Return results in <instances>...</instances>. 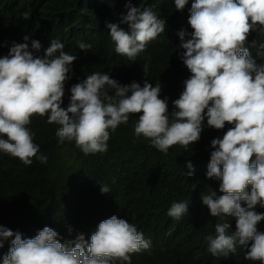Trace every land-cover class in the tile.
<instances>
[{
  "label": "clouds",
  "instance_id": "clouds-1",
  "mask_svg": "<svg viewBox=\"0 0 264 264\" xmlns=\"http://www.w3.org/2000/svg\"><path fill=\"white\" fill-rule=\"evenodd\" d=\"M107 1L103 20L111 49L136 61L151 49L170 48L173 60L190 71L173 101L175 110L170 114L168 98H160V83L153 86L145 79L143 86L136 81L120 84L100 72L72 84L68 106L62 107L77 51L92 45L78 41L76 48L69 49L61 39L50 44L32 39L30 49L27 35L24 43L5 37L0 39V153L18 158L25 166L33 158L47 163L27 127L33 115L46 116L49 124L58 125V143L74 141L85 155L106 152L110 130L127 124L130 114H139L134 135L164 154L174 145L187 150L199 141L205 118L207 126L217 130L227 123L230 127L222 138L211 140L206 173L221 181L223 194L211 190L199 201L213 218L235 217L236 230L229 233L227 221L216 223L215 235L205 237L207 251L228 257L239 246L247 249L246 261L264 264V232L257 229L264 212L255 211L257 204L264 207V64L257 65L245 46L252 32L264 33V0H170L172 6L156 0ZM251 45L264 49V42L255 39ZM148 69L146 62V77ZM187 167L186 175H194L191 161ZM100 185L102 193L110 191ZM81 211L92 226L86 231L70 229L63 243L48 226L32 238H22L19 231L0 225V248L14 237L2 264H131L132 255L150 249V240H169L173 230L168 227L160 237L129 223L117 208L97 210L89 203ZM187 212L188 202L179 201L172 203L166 216L174 221Z\"/></svg>",
  "mask_w": 264,
  "mask_h": 264
},
{
  "label": "trees",
  "instance_id": "trees-1",
  "mask_svg": "<svg viewBox=\"0 0 264 264\" xmlns=\"http://www.w3.org/2000/svg\"><path fill=\"white\" fill-rule=\"evenodd\" d=\"M156 2L172 6L170 0ZM108 4L107 0H0V39L24 43L22 39L27 35L30 49L32 39L46 44L61 39L69 49L76 48L78 41L92 45L87 51L80 48L77 51L69 73L71 78L65 83L62 107L68 106L72 84L100 72L120 84L136 81L143 86L145 79L153 86L160 83V98H168L171 114L175 110L173 101L183 91V81L191 75L190 71L183 62L173 60L170 48L151 49L137 56L136 61L117 54L105 38L103 18L108 14ZM254 39L258 44L264 42V33L252 32L245 45L257 65H261L264 49L253 47ZM146 57L151 60L146 61ZM146 62L147 77L143 70ZM138 115L130 114L127 124L110 130L106 152L88 155L74 141L58 143L55 132L59 126L49 124L46 116L33 115L27 127L34 133L33 142L48 160L41 164L33 158V163L25 166L18 158L0 153V225L19 231L22 238H32L48 226L57 231L63 243L70 229L86 231L92 226L81 211L92 203L97 210L117 208L132 221L129 223L149 228L153 234L160 233V237L166 235L168 227L173 228L169 240L159 237L150 240V249L132 255L131 264H254L246 261L247 249L239 246L236 254L228 257H214L207 251L205 237L215 235L216 223L227 221L229 233L236 230L235 217L213 218L206 214L209 209L202 199L199 201L201 194L211 190L223 194L219 191L221 181L208 178L206 173L213 150L211 140L222 138L230 125L226 123L224 129L217 130L208 127L205 118L199 141L190 144L187 150L174 145L164 154L148 140L134 135ZM68 158H73V163ZM189 161L195 168L192 176L186 175ZM100 184L107 185L110 191L102 193ZM193 199H197L195 205ZM179 201L188 202V212L173 221L166 215L172 203ZM255 211L264 212V207L257 204ZM257 229L264 232V220ZM13 238L5 240L0 248V264Z\"/></svg>",
  "mask_w": 264,
  "mask_h": 264
},
{
  "label": "rangeland",
  "instance_id": "rangeland-1",
  "mask_svg": "<svg viewBox=\"0 0 264 264\" xmlns=\"http://www.w3.org/2000/svg\"><path fill=\"white\" fill-rule=\"evenodd\" d=\"M67 161H68L69 163H73L74 159H73V158H68Z\"/></svg>",
  "mask_w": 264,
  "mask_h": 264
},
{
  "label": "bare ground",
  "instance_id": "bare-ground-1",
  "mask_svg": "<svg viewBox=\"0 0 264 264\" xmlns=\"http://www.w3.org/2000/svg\"><path fill=\"white\" fill-rule=\"evenodd\" d=\"M44 133H45V132H44ZM46 133H47V132H46ZM46 133H45V134H46ZM45 134H44V135H45Z\"/></svg>",
  "mask_w": 264,
  "mask_h": 264
}]
</instances>
